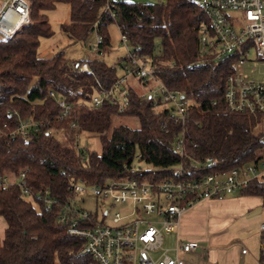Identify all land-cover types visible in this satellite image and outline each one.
Returning a JSON list of instances; mask_svg holds the SVG:
<instances>
[{"label": "trees", "instance_id": "16d2710c", "mask_svg": "<svg viewBox=\"0 0 264 264\" xmlns=\"http://www.w3.org/2000/svg\"><path fill=\"white\" fill-rule=\"evenodd\" d=\"M57 3L69 5V20L60 25L62 32L76 42L96 30L102 37L103 53L110 42L108 26L114 23L131 49L155 64V77L169 89L180 90L190 102L184 125L180 127L159 113L150 99H141L131 87L128 106L122 112L109 103L89 108L96 84L107 87L114 82L122 74L126 58L119 57L113 64L102 58L67 60L62 49L39 56L40 38L52 35L45 13ZM27 4L28 22L10 38L0 35V177L23 171L32 193L46 191L59 204L46 209L34 198L35 208L20 196L17 184L0 188V217L6 223L0 233V264L93 263L78 253L83 239L68 234L66 226L55 220L56 212L71 196L69 185L77 179L87 183L119 178L159 181L174 178L171 169L177 164L182 165L187 178L196 179L257 162L263 137L253 129L260 115L226 108L227 59L196 62L203 15L192 0H27ZM71 61L76 68L86 62L88 71L69 67ZM49 89L71 105L70 112L60 119V108L48 96ZM15 113L41 122L27 144L19 136L8 135ZM119 117L132 118L137 125H113ZM180 130L182 156L173 149ZM76 132L97 136L100 151L76 149ZM135 159L150 168H135ZM234 194L264 199V178L251 180ZM257 259L264 262L263 230Z\"/></svg>", "mask_w": 264, "mask_h": 264}, {"label": "built area", "instance_id": "2783aa9c", "mask_svg": "<svg viewBox=\"0 0 264 264\" xmlns=\"http://www.w3.org/2000/svg\"><path fill=\"white\" fill-rule=\"evenodd\" d=\"M192 1L203 15L198 25L196 62L227 59L229 72L223 87L226 108L231 112L259 114L264 125V79L247 78L238 69L245 63L264 62V0ZM106 9L110 10L109 4ZM110 16L114 17L111 11ZM27 22V0H0L1 36L12 37ZM93 31L95 39L88 51L94 54V58H100L104 54L102 37ZM120 42L126 58L122 74L107 87L97 83L87 106L96 108L109 103L122 112L128 106V87H131L141 99H150L159 113L182 127L190 102L180 90L169 89L155 77V64L148 57L134 52L126 36L120 34ZM67 65L76 68L72 61ZM76 69L87 72L86 62ZM137 86H142L145 91L140 92ZM48 96L60 108L58 119L70 112L71 105L53 89L48 90ZM15 116L8 135L19 136L27 144L29 135L38 132L41 122L20 118L17 113ZM70 127L77 130L75 123ZM78 135L76 132L75 137ZM75 147L79 149L77 142ZM173 149L177 155H183L181 130L174 138ZM210 161L206 158V162ZM171 171L174 178L159 181L119 178L87 183L77 179L69 185L71 196L60 206L55 220L66 226L68 234L83 239L78 253L91 258L92 264H186L182 254L198 249L199 242L183 239L176 233L172 244L165 245L163 234L176 232L181 215L197 202L238 193L251 180L264 178V163L261 168L256 162L254 165L247 163L227 172L209 173L196 179L187 178L181 164L175 165ZM15 176H18L15 182L8 181L5 174L0 177V188L17 184L20 196L25 199L40 200L46 209L59 204L46 191L42 195L32 193L25 184L23 171ZM79 195L82 197L76 204L75 198ZM88 197L93 198L94 208L86 206ZM115 206L117 209L110 212ZM260 229L264 231V223L260 224Z\"/></svg>", "mask_w": 264, "mask_h": 264}, {"label": "rangeland", "instance_id": "374dc122", "mask_svg": "<svg viewBox=\"0 0 264 264\" xmlns=\"http://www.w3.org/2000/svg\"><path fill=\"white\" fill-rule=\"evenodd\" d=\"M138 2H157L165 0H130ZM46 18L52 30V35L46 38H40L37 52L39 56L45 57L59 49L64 52V57L67 60H85L94 59V54L88 51V46L94 42L95 32L92 31L89 36L84 41L73 42L70 38L66 36L64 32L60 29L62 23H66L69 20V5L66 3H57L54 8L46 11ZM108 34L110 38L109 45L106 47L104 54L100 57L107 64H113L119 57L125 56V49L120 42V34L117 30L115 24L108 26ZM238 69L245 73L247 78L253 80H263L264 79V62L254 61L252 63H245L244 66H239ZM152 85V84H151ZM137 90L144 92L145 89L142 86H137ZM117 124H127L128 126L134 127L137 122L129 117H119L113 120V125ZM256 134H261L263 137V144L257 150L256 165L261 168V163H264V125H262L261 120L256 124L253 129ZM56 137L58 135L56 134ZM78 146L82 150H95L100 151V144L97 136L88 135L85 132L79 133L76 138ZM254 165V162H251ZM135 168L148 169L150 166L140 160H134ZM6 178L10 182H15L18 180V176L13 175L11 172L5 173ZM82 196H77L75 198L76 204ZM237 197H245L237 194H225L217 198H211L209 203L200 202L194 204L187 208V213L184 222L182 223L183 229L194 236L193 238L203 241L207 246V250L215 249H226L232 248L234 251L237 248H243L247 252L246 258L249 262H253V259L258 256V236L261 232L260 224L264 223V199L257 198L260 207L258 212H255V207H250L249 210L239 213L237 211ZM248 198V197H246ZM30 199V198H29ZM89 201L86 206L94 208L93 198L88 197ZM33 202L32 199H30ZM202 202V201H201ZM107 204V201L104 202ZM263 203V205H262ZM35 208L36 204L32 203ZM262 205V206H261ZM117 206L111 208L110 212L116 210ZM6 223L5 220L0 217V233L3 232ZM175 236V232H171L168 235L163 234L164 244H172V240ZM200 243V242H199ZM201 247V243H200ZM197 249L196 251H198ZM204 253L201 254L200 258L204 257ZM194 251H189L182 254V258L197 262V258L193 256ZM219 256L221 257V251H219ZM202 261L201 259L199 260ZM256 264V263H252ZM259 264H264L260 262Z\"/></svg>", "mask_w": 264, "mask_h": 264}, {"label": "crops", "instance_id": "0c3cea01", "mask_svg": "<svg viewBox=\"0 0 264 264\" xmlns=\"http://www.w3.org/2000/svg\"><path fill=\"white\" fill-rule=\"evenodd\" d=\"M246 197H248V198H246ZM257 198H259V197H255V196L237 197V204H238L237 211L239 213H242V212H245V210L248 211L250 207L257 206L259 204V201L257 200ZM199 202H200L199 204H201V203H209L210 199L202 200V202L201 201H199ZM187 211L188 210H186L181 215V217L179 219V224H178V227H177V230H176L175 234L176 233L179 234V236L181 238H183V239L184 238L194 239V240H197L198 242L201 243V247H200V243H199V248H198L199 250L198 251H196L197 249L190 250V251H194L192 255L197 258V262L199 264H252V263L259 264L260 263L258 261V259H256V258L253 259V257H252L253 262L250 263L249 260L246 258V256H247L246 250L244 249L245 252H241V250L243 248H237L234 251H232V248L207 250L208 248H207L206 244L203 243V241H200L198 239L193 238L194 236H192L191 234L187 233L183 229L182 223L185 220ZM173 241H174V238H173L172 242ZM258 243H259V236H258ZM203 250L206 251L205 255H204V257L200 258L201 254L204 253ZM219 251H221V257L219 256V254H220ZM188 252H185L183 257ZM183 259L185 260V258H183ZM200 259L202 260L201 262L199 261ZM185 262H186V264H195L196 261L192 262V261H189V260L186 259Z\"/></svg>", "mask_w": 264, "mask_h": 264}, {"label": "water", "instance_id": "95a60500", "mask_svg": "<svg viewBox=\"0 0 264 264\" xmlns=\"http://www.w3.org/2000/svg\"><path fill=\"white\" fill-rule=\"evenodd\" d=\"M259 210H260L259 206L255 208V212H258Z\"/></svg>", "mask_w": 264, "mask_h": 264}]
</instances>
